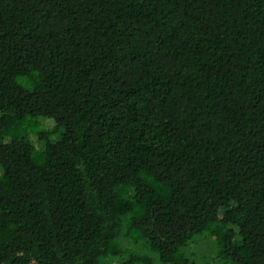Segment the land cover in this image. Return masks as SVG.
<instances>
[{"label": "trees", "instance_id": "16d2710c", "mask_svg": "<svg viewBox=\"0 0 264 264\" xmlns=\"http://www.w3.org/2000/svg\"><path fill=\"white\" fill-rule=\"evenodd\" d=\"M103 259L264 264V0H0V264Z\"/></svg>", "mask_w": 264, "mask_h": 264}, {"label": "rangeland", "instance_id": "374dc122", "mask_svg": "<svg viewBox=\"0 0 264 264\" xmlns=\"http://www.w3.org/2000/svg\"><path fill=\"white\" fill-rule=\"evenodd\" d=\"M45 125L51 127V123L49 121H46ZM203 236L201 235L197 238L198 241L196 243V247L193 250L198 260L204 256L208 258L213 257L214 255L213 252L215 251L214 239L211 236L210 237L207 235L205 237ZM100 264H116V263L108 259H103Z\"/></svg>", "mask_w": 264, "mask_h": 264}]
</instances>
